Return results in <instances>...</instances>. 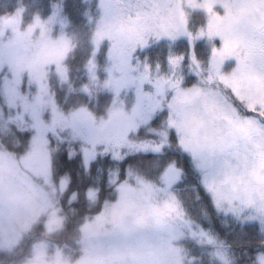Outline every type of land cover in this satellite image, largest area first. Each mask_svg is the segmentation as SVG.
I'll return each mask as SVG.
<instances>
[{
	"label": "rangeland",
	"instance_id": "1",
	"mask_svg": "<svg viewBox=\"0 0 264 264\" xmlns=\"http://www.w3.org/2000/svg\"><path fill=\"white\" fill-rule=\"evenodd\" d=\"M99 1L93 46L97 51L102 40L108 41L106 57L114 67L109 85L120 96L122 107L128 105L127 110H119L107 120L96 121L80 106L63 115L48 96L49 69L55 67L64 79L62 58L71 48L68 37L56 30L53 21H48L47 25L37 19L24 25L18 16L0 19L1 91L9 106L13 100L15 107H20L11 123L18 130L32 132L29 152L24 156H11L0 147V248L5 252L27 239L34 219L45 217L41 220L43 231L50 236L55 235L63 223L56 198L64 182L55 186L52 182L48 134L84 141L82 154L88 160L96 158L97 151L104 155L109 148L129 149L128 138L143 125L147 126L144 134L149 135L146 137L150 138L151 134L156 137L154 148L150 147V142L144 143L148 152L159 153L167 148L175 133L179 151L190 154L202 167L198 161L204 151L202 141L211 139V121L206 128L204 120L193 110L194 106L216 108L215 95L221 86H232L242 99L246 98L241 93L242 79L233 77L236 67L233 54L243 52V49L237 51L239 45L234 33L240 18L234 10L236 0ZM187 11H202L206 15L205 25L195 34L188 29ZM222 35L227 41L226 47L221 41ZM150 37L153 38L151 43L182 37L191 41L206 39L211 43L216 40L217 49H213L207 65L203 64L201 87L181 88L180 75H150L147 65L134 62L131 52L147 46ZM89 63L93 65L92 59ZM227 65L230 67L225 70ZM197 69L200 71V67ZM148 84L153 92L145 91ZM208 85L210 87L202 88ZM163 100H168L166 114L162 110L154 113ZM219 115L225 117L227 110L220 109ZM152 120L156 121L155 126H150ZM177 172L170 166L161 177L160 188L141 185L135 190L120 189L115 201L107 203L108 211L104 216L86 224L81 222L76 238L79 255L74 262L65 260L59 251L49 256L47 245L37 240L23 264H183L185 249L176 245L177 240L191 237L198 244H215V241L199 233L184 218L170 192ZM201 181L221 209L235 214L241 222L259 218L264 226V146L256 143L252 161L239 170L220 163L206 170ZM133 196L136 199L130 202ZM215 254L227 262L223 249H216ZM20 255L22 253H18V258ZM256 263L264 264V255H257Z\"/></svg>",
	"mask_w": 264,
	"mask_h": 264
},
{
	"label": "trees",
	"instance_id": "2",
	"mask_svg": "<svg viewBox=\"0 0 264 264\" xmlns=\"http://www.w3.org/2000/svg\"><path fill=\"white\" fill-rule=\"evenodd\" d=\"M98 13L99 0H0V19L18 16L24 25L32 24L37 19L47 22V25L48 21H53L56 30L71 39V48L62 58L65 78L51 69L46 77V91L61 114L67 115L83 106L96 121L100 118L107 120L117 111L128 108V105L125 109L122 107L120 96L109 85L111 68L114 67L106 57L108 41L101 39L97 51L93 47ZM205 22L204 12H189V28L192 32L200 30ZM150 39L147 46L131 52L134 62L147 65L149 71L157 76L166 77L171 72L180 75L182 80H178L182 88L197 84V78L188 74V70L196 71L205 62L207 65L214 44L201 39L192 45L186 39L161 40L159 43H151ZM91 59L93 65L89 63ZM199 74L204 75L201 71ZM144 89L153 91L149 84ZM22 93L23 90L19 92ZM15 102L10 100L8 105L0 86V147L8 153L22 156L29 150L32 132L18 130L11 123L10 120L19 111L17 109H20L19 106L15 107ZM159 105L162 107L157 111L165 112V102ZM154 121L150 122V126L156 125ZM145 130L136 128L135 132L141 137L134 135L132 140L129 139V149L109 148L104 155H99L97 151L98 156L88 160L82 154L84 141L79 138L48 137L52 182L54 186L55 183L64 182L56 198L63 223L58 232L50 236L43 231L45 227L41 220L45 217L34 219L28 228L27 239L11 246L9 253L0 248V264H23L37 240L47 245L49 256L59 251L65 260L74 262L79 255L76 238L79 237L81 222L86 224L98 220V216H104L108 204L115 201L120 189L135 190L141 185L162 187L161 177L170 166L179 171L170 191L184 218L199 233L215 241V244H198L191 237L180 238L175 243L185 249L182 263L257 264V255H264L263 221L251 218L241 222L235 214L221 209L201 181L206 170L190 154L179 151L175 134L172 133L173 140L167 148H162L159 153L148 152L144 143L150 142V147L154 148L156 137L153 134L150 138L146 137L149 134H144ZM133 199L136 197L130 198V202ZM18 246L20 249L12 252ZM216 249L225 251L226 263L223 258H218L222 256L215 254ZM18 253H22L19 258Z\"/></svg>",
	"mask_w": 264,
	"mask_h": 264
},
{
	"label": "snow or ice",
	"instance_id": "3",
	"mask_svg": "<svg viewBox=\"0 0 264 264\" xmlns=\"http://www.w3.org/2000/svg\"><path fill=\"white\" fill-rule=\"evenodd\" d=\"M234 10L240 17L234 27L237 51L243 52L233 54V77L242 79L241 93L246 98L232 86H221L215 95L216 108L194 106L206 128L211 121V139L202 141L204 151L198 161L204 170L220 163L239 170L252 161L256 143L264 146V0H236ZM221 41L226 47L225 36ZM220 109L227 110L225 117L219 115Z\"/></svg>",
	"mask_w": 264,
	"mask_h": 264
}]
</instances>
